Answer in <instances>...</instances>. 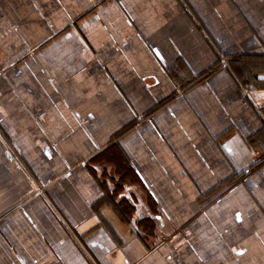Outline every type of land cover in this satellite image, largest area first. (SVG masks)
I'll list each match as a JSON object with an SVG mask.
<instances>
[{"label": "crops", "instance_id": "crops-1", "mask_svg": "<svg viewBox=\"0 0 264 264\" xmlns=\"http://www.w3.org/2000/svg\"><path fill=\"white\" fill-rule=\"evenodd\" d=\"M0 264H264V0H0Z\"/></svg>", "mask_w": 264, "mask_h": 264}, {"label": "trees", "instance_id": "trees-1", "mask_svg": "<svg viewBox=\"0 0 264 264\" xmlns=\"http://www.w3.org/2000/svg\"><path fill=\"white\" fill-rule=\"evenodd\" d=\"M258 65H259V64H256L254 68H257Z\"/></svg>", "mask_w": 264, "mask_h": 264}]
</instances>
